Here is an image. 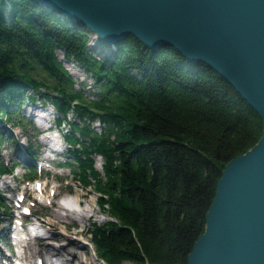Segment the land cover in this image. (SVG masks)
I'll return each mask as SVG.
<instances>
[{
	"label": "trees",
	"instance_id": "trees-1",
	"mask_svg": "<svg viewBox=\"0 0 264 264\" xmlns=\"http://www.w3.org/2000/svg\"><path fill=\"white\" fill-rule=\"evenodd\" d=\"M90 38L84 24L37 0H0V120H14L25 98L54 105L57 123L69 127L66 166L81 185H94L111 216L89 226L101 259L187 264L223 169L259 142L263 120L228 80L171 45L152 49L130 34L114 46L100 39L110 52L99 56ZM58 49L91 75L97 98L85 96L84 82L74 88ZM29 153L36 157L33 145ZM13 167L0 161V174ZM26 170L27 179L37 177L35 167ZM2 215L11 212L0 194Z\"/></svg>",
	"mask_w": 264,
	"mask_h": 264
},
{
	"label": "water",
	"instance_id": "water-1",
	"mask_svg": "<svg viewBox=\"0 0 264 264\" xmlns=\"http://www.w3.org/2000/svg\"><path fill=\"white\" fill-rule=\"evenodd\" d=\"M114 46L171 45L234 86L264 123V0H37ZM187 264H264V129L223 169Z\"/></svg>",
	"mask_w": 264,
	"mask_h": 264
},
{
	"label": "rangeland",
	"instance_id": "rangeland-1",
	"mask_svg": "<svg viewBox=\"0 0 264 264\" xmlns=\"http://www.w3.org/2000/svg\"><path fill=\"white\" fill-rule=\"evenodd\" d=\"M87 30L89 31L91 37L89 41V47L92 48V51L99 56L107 55L110 52L109 46L101 42V38H97L98 34L96 32L89 28H87ZM57 55L69 73L73 76L74 88L77 90L83 89V84H81V82H84L87 86L85 96L88 99L97 98L96 95L93 94V91L97 90L98 88L96 87L91 75L86 73V71L75 62L67 60L62 50L58 49ZM64 58L67 61H65ZM71 63L80 69V74H76L72 71V67L69 65ZM34 93L35 92H33L31 89H27V95L31 94L37 97L38 95ZM36 100V102L31 103L27 98H25L22 103L14 105V107L16 106V108H18L16 109L18 115L15 116L16 118L11 122H6L5 119L0 120V135L2 136V141L0 143V161L5 162L9 167H11V165L14 163L16 164L13 167V174H0V194L3 196L4 203L12 212V216L16 217L18 210H15V207L22 202L19 199L17 200V195H19V193L21 194V192L24 190H27L30 200L27 201L26 205H37L35 208L33 207L34 209H32L34 213L39 214V216L36 217V220L41 224L39 227L41 228L42 233L43 231L47 233L49 232L50 236L30 237L27 242L23 243L24 246H15V243L13 244V241H11V233L13 236L17 233V230H12L13 223L10 221L11 217L2 215V220L0 221V252L2 251L4 254L6 252L9 255L7 251L9 246L10 251H13L12 254L15 256L16 249H18L20 252H23L25 264H37L38 256L34 255L31 256V258L29 257L33 249L34 251H38L40 248L50 245H58L72 249L74 247V245L72 246L74 241L78 245L84 244V246H86L87 251L83 247L80 249L74 248L79 250L81 253L83 252L82 254L84 258H92L98 264H108L98 255L92 243V236L90 235L89 231V226L91 225L92 221L104 223L105 221L111 219L110 214L100 208L97 201L98 193L96 192L94 185L91 187L81 185L79 181L74 178L72 168L67 166L58 167L56 166V163H50V165L49 163H46L47 166L44 168V171L37 169V178L43 186L42 194L39 193L37 195L34 192V185L36 184L35 182H33V184H29L27 182L28 179L25 176V173L27 172L26 168L32 164L33 160H35V157H33L28 151L29 143L34 146L36 151V144H38V153L35 152L37 157L41 154V152L43 153V149L46 147L44 142H51L50 138L52 133L44 134L42 137L38 135L43 127L45 129H50L54 126L53 131L55 132L53 133H55L56 137L53 136L52 139L53 141L57 142V144L59 143L57 147L58 149L56 151H47V158L45 159L53 161L55 158H60L64 162L73 160L68 152L70 144L68 142L67 144H64L62 134L59 131L56 132L53 117L60 115L56 112L54 105L51 102H47L46 100L42 99L41 97ZM41 102L45 103L46 107L50 108V113H48L49 111H44L42 113H39V111H32L31 114V106L35 105L37 108L41 109V106L43 105ZM43 114L48 115H45L46 117L42 118L41 116ZM39 115L41 122L37 120ZM69 117L71 120H78V117L72 113H69ZM49 118H51V122L49 121ZM30 120H32V123L37 127L39 130L38 132L32 128V125H29ZM92 125L97 133H102L103 123L96 120L92 122ZM58 129H60L63 133H66L69 127L67 125H62L61 128L58 127ZM24 153L25 155L27 154L26 158H23L22 156ZM40 159L41 158H38V160ZM103 163L104 159L102 156L98 155L94 157V164L96 168L101 171L103 169ZM74 169L79 170L78 165L75 166ZM45 172H48L47 175ZM7 183H9L10 186H8ZM66 190L74 192V195L76 196L73 197V199L75 202H80L81 207L76 209L77 212H81L82 209L80 208L84 207L85 205L86 207L90 206L87 200H90L92 203L94 212H91L83 222L67 218L65 211H61L62 216H64L62 222H56V219L54 218V210L58 207L59 199L64 195ZM36 196L40 199V203H37L35 200ZM28 218L30 217L28 216ZM7 225H9L10 230H12L10 232L8 231V233L3 231ZM52 263L59 264L55 260H53ZM0 264H2L1 260ZM125 264L132 263L126 262Z\"/></svg>",
	"mask_w": 264,
	"mask_h": 264
},
{
	"label": "bare ground",
	"instance_id": "bare-ground-1",
	"mask_svg": "<svg viewBox=\"0 0 264 264\" xmlns=\"http://www.w3.org/2000/svg\"><path fill=\"white\" fill-rule=\"evenodd\" d=\"M69 65H70V67H72L71 68L72 71L75 72L76 74H78L80 72V69L77 68L74 64L71 63ZM48 113H50V111ZM45 115L47 116L48 114H45ZM45 115L43 114L41 117L45 118L46 117ZM53 136L56 137L55 133H52V136L50 138L51 142H48V141L44 142L46 147L43 149V153L41 152V154L37 156L38 158H41L40 160L52 161V160H48L45 158H47V151L54 152L58 149L57 147H58L59 143L57 144V142L53 141V139H52ZM63 142L65 144L64 137H63ZM22 156H23V158H26L27 154L25 155V153H24ZM7 185L10 186L9 183H7ZM75 196L76 195H72V197H75ZM87 202H88V204H90V206L86 207V205H85L84 207L80 208V209H82L81 212H77L75 209H68L65 207V205L63 203L59 202L58 207L54 210V218L56 219V222L60 223L64 219V216H62L63 211L66 212L67 218L83 222L90 215L91 212H94L93 205L90 202V200H87ZM65 209H67L68 212ZM9 216L11 217V215H9ZM19 224H20V222H19ZM35 224H39V223L37 221H35ZM14 227L15 226L13 225V228ZM5 228L3 231L8 233V231H10V226L7 225ZM40 233H41V235H39V237L50 236L49 232L47 233V232L43 231V233H42V231H41ZM31 234H33V233H31ZM26 235L29 236L28 233H26ZM73 245H74V247L72 249L68 248V247L58 246V245L45 246V247H42L40 249L38 248L39 249V250L37 249L38 251H36V250L34 251V249L33 250L31 249L32 251H31V254L29 255V257L31 258V256H34V255L38 256L37 261H41L42 264H52L53 260H55L59 264H98L92 258H88V259L84 258L83 254H82L83 252L81 253L79 250H77V249H80L83 247L87 251V248H86V246H84V244L78 245L76 242L73 241L72 246ZM74 248H77V249H74ZM21 254L23 257V252H21ZM9 259L10 258L8 256H6L4 254V252H2V251L0 252V260L2 261V264L8 263Z\"/></svg>",
	"mask_w": 264,
	"mask_h": 264
}]
</instances>
